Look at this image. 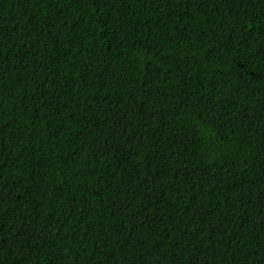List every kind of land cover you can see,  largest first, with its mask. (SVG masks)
Masks as SVG:
<instances>
[{"label":"trees","instance_id":"obj_1","mask_svg":"<svg viewBox=\"0 0 264 264\" xmlns=\"http://www.w3.org/2000/svg\"><path fill=\"white\" fill-rule=\"evenodd\" d=\"M0 264H264V0H0Z\"/></svg>","mask_w":264,"mask_h":264}]
</instances>
